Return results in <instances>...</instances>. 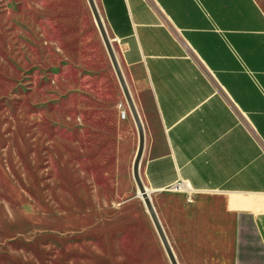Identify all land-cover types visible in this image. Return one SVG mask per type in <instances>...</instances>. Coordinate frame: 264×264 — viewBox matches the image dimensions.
<instances>
[{
	"label": "rangeland",
	"instance_id": "obj_1",
	"mask_svg": "<svg viewBox=\"0 0 264 264\" xmlns=\"http://www.w3.org/2000/svg\"><path fill=\"white\" fill-rule=\"evenodd\" d=\"M136 149L87 0H0V264H170L136 196ZM246 240L241 262L262 251ZM174 252L207 264L205 252Z\"/></svg>",
	"mask_w": 264,
	"mask_h": 264
},
{
	"label": "crops",
	"instance_id": "obj_2",
	"mask_svg": "<svg viewBox=\"0 0 264 264\" xmlns=\"http://www.w3.org/2000/svg\"><path fill=\"white\" fill-rule=\"evenodd\" d=\"M95 2L143 124L140 175L162 226L174 225V238L163 226L173 251L264 264V212L252 210L264 200L244 197L264 195V0ZM178 181L192 203L169 189ZM251 235L262 251L241 262Z\"/></svg>",
	"mask_w": 264,
	"mask_h": 264
},
{
	"label": "water",
	"instance_id": "obj_3",
	"mask_svg": "<svg viewBox=\"0 0 264 264\" xmlns=\"http://www.w3.org/2000/svg\"><path fill=\"white\" fill-rule=\"evenodd\" d=\"M89 8L91 10V13L93 15V18L95 20V23L97 25V28L99 30L100 36L102 38V41L104 42V45L106 47L108 56L110 58L111 64L113 66L114 72L116 74L117 80L119 82L120 88L122 90V93L124 95V98L126 100V103L128 105L129 111L131 113L132 119L136 126L137 131V149L133 158L132 162V176L134 179V182L137 186L138 191L140 192L144 205L146 207V210L150 216V219L153 223V226L156 230V233L162 243V246L164 248V251L168 257V260L170 264H179L176 255L170 245V242L167 238V235L163 229V226L158 218V215L156 213V210L152 204L151 198L149 196L150 192L146 188L141 175H140V161L144 149V128L143 124L140 118V115L138 113V110L136 108V105L134 103L131 91L128 87L127 80L125 78L123 69L121 67L120 61L118 59V56L116 54V51L114 49V46L112 44V41L108 35V32L106 30L105 24L102 20L101 14L99 12V9L97 7V4L95 0H87Z\"/></svg>",
	"mask_w": 264,
	"mask_h": 264
},
{
	"label": "built area",
	"instance_id": "obj_4",
	"mask_svg": "<svg viewBox=\"0 0 264 264\" xmlns=\"http://www.w3.org/2000/svg\"><path fill=\"white\" fill-rule=\"evenodd\" d=\"M187 187L184 186L182 181L175 182L172 184L169 189L172 191H182L183 189H186Z\"/></svg>",
	"mask_w": 264,
	"mask_h": 264
},
{
	"label": "trees",
	"instance_id": "obj_5",
	"mask_svg": "<svg viewBox=\"0 0 264 264\" xmlns=\"http://www.w3.org/2000/svg\"><path fill=\"white\" fill-rule=\"evenodd\" d=\"M243 235H244L243 227L240 225V240L243 239Z\"/></svg>",
	"mask_w": 264,
	"mask_h": 264
},
{
	"label": "bare ground",
	"instance_id": "obj_6",
	"mask_svg": "<svg viewBox=\"0 0 264 264\" xmlns=\"http://www.w3.org/2000/svg\"><path fill=\"white\" fill-rule=\"evenodd\" d=\"M138 196H140L141 198H142V196H141V194H140V192L138 191ZM142 200H143V198H142Z\"/></svg>",
	"mask_w": 264,
	"mask_h": 264
}]
</instances>
